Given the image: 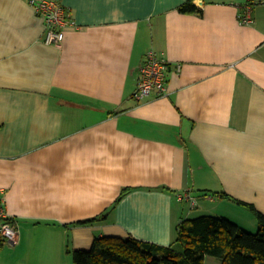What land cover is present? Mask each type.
<instances>
[{
  "label": "crops",
  "instance_id": "0c3cea01",
  "mask_svg": "<svg viewBox=\"0 0 264 264\" xmlns=\"http://www.w3.org/2000/svg\"><path fill=\"white\" fill-rule=\"evenodd\" d=\"M56 1L75 22L61 46L30 0H0V199L19 227L0 264H73L69 243L99 236L170 246L194 211L257 230L264 0ZM152 48L168 92L138 99ZM189 191L194 208L178 198Z\"/></svg>",
  "mask_w": 264,
  "mask_h": 264
},
{
  "label": "trees",
  "instance_id": "16d2710c",
  "mask_svg": "<svg viewBox=\"0 0 264 264\" xmlns=\"http://www.w3.org/2000/svg\"><path fill=\"white\" fill-rule=\"evenodd\" d=\"M180 10L201 11L192 0ZM127 191L123 189L119 198ZM248 206L258 222L256 232L243 229L227 217L202 214L179 222L170 246L132 236H99L89 249H74L71 258L73 264H205L206 257L211 256L220 259L221 264H264V213L253 204ZM95 220L98 217L79 223ZM175 245H181L182 250Z\"/></svg>",
  "mask_w": 264,
  "mask_h": 264
},
{
  "label": "built area",
  "instance_id": "2783aa9c",
  "mask_svg": "<svg viewBox=\"0 0 264 264\" xmlns=\"http://www.w3.org/2000/svg\"><path fill=\"white\" fill-rule=\"evenodd\" d=\"M36 11L45 18L46 29L44 41L47 44L61 46L65 40V32L75 25L70 11L56 0H30ZM245 13L240 16L246 23L251 22V6H245ZM179 70L180 64L177 65ZM169 73V61L155 49L147 51L140 66L139 78L135 96L145 99L150 96H164L167 94L166 79ZM180 201H188L194 208L197 198L191 192L178 196ZM0 237L3 243L15 245L19 238V227L15 219L7 212L5 199H0Z\"/></svg>",
  "mask_w": 264,
  "mask_h": 264
},
{
  "label": "rangeland",
  "instance_id": "374dc122",
  "mask_svg": "<svg viewBox=\"0 0 264 264\" xmlns=\"http://www.w3.org/2000/svg\"><path fill=\"white\" fill-rule=\"evenodd\" d=\"M185 205L187 206L188 209H190V206L187 205L186 203L183 204L182 206H185ZM195 215H198L196 211H194V212L191 214V216H195ZM251 216L254 218L253 215H251ZM243 229H244V228H243ZM245 230H247V229H245ZM247 231H249V230H247ZM256 231H257V230H254V231H252V232H256ZM175 246H177L176 249H178L179 251L182 250V249H181V245H175ZM67 249H68L67 251H69V250L71 251L70 254L72 255V253H73V251H74V250H73L72 243H69V245L67 246ZM72 258H73V255H72ZM71 260H72V259H71ZM72 262H73V260H72Z\"/></svg>",
  "mask_w": 264,
  "mask_h": 264
}]
</instances>
